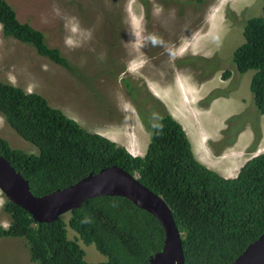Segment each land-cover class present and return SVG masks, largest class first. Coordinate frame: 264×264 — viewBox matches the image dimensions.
Returning <instances> with one entry per match:
<instances>
[{"label": "rangeland", "instance_id": "obj_1", "mask_svg": "<svg viewBox=\"0 0 264 264\" xmlns=\"http://www.w3.org/2000/svg\"><path fill=\"white\" fill-rule=\"evenodd\" d=\"M7 1L20 21L44 32L46 41L68 57L72 68L51 63L32 46L3 36L0 25V79L42 94L87 131L143 155L151 132L130 94L139 96L148 123L156 122L165 110L173 116V104L179 106L181 95L187 103L195 101L187 108H194L190 113L212 127L211 135L218 131V139L208 141L213 153L226 150L240 131L238 146L249 141L245 147L249 158L264 152V113L256 109L250 91L254 70L239 73L232 61L233 51L244 41L245 23L262 15V0H145L146 6L144 0ZM212 21L217 25L213 27ZM123 76L135 90L129 93ZM209 93L214 97L207 100ZM173 117L185 132V127L190 130L186 117L184 124ZM0 136L13 148L37 153L1 116ZM5 199L0 191L3 227L9 223L2 210ZM62 217L67 221L69 213ZM66 228L88 262L107 259L93 243H84ZM0 264H34L22 238L0 237Z\"/></svg>", "mask_w": 264, "mask_h": 264}, {"label": "trees", "instance_id": "obj_2", "mask_svg": "<svg viewBox=\"0 0 264 264\" xmlns=\"http://www.w3.org/2000/svg\"><path fill=\"white\" fill-rule=\"evenodd\" d=\"M0 25L3 36L32 46L51 63L72 68L68 57L46 41L44 32L18 19L7 0H0ZM242 33L244 41L233 51L232 61L239 73L254 70L250 91L256 109L264 113V0L262 15L249 18ZM126 79L121 78L130 93L136 87ZM129 97L151 132L141 156L87 131L42 94L0 79V116L37 148V153H27L0 136V154L28 180L35 195L117 165L135 174L170 207L181 233L185 264H230L264 232V152L246 160L235 177H224L195 157L186 132L170 113L165 110L156 122L148 123L139 96ZM212 97L209 93L206 99ZM2 210L9 223L0 226V237L22 238L34 264H149L163 246L164 231L158 220L122 196L88 198L67 212V221L60 216L52 222H36L7 198ZM67 226L107 259L88 262L79 242L68 238Z\"/></svg>", "mask_w": 264, "mask_h": 264}, {"label": "water", "instance_id": "obj_3", "mask_svg": "<svg viewBox=\"0 0 264 264\" xmlns=\"http://www.w3.org/2000/svg\"><path fill=\"white\" fill-rule=\"evenodd\" d=\"M0 191L36 222H52L79 208L92 197L122 196L154 216L164 231L162 248L149 258V264H185L181 233L163 197L143 185L135 174L117 165L90 172L73 184L43 195L31 192L28 180L0 154ZM230 264H264V232L235 257Z\"/></svg>", "mask_w": 264, "mask_h": 264}, {"label": "crops", "instance_id": "obj_4", "mask_svg": "<svg viewBox=\"0 0 264 264\" xmlns=\"http://www.w3.org/2000/svg\"><path fill=\"white\" fill-rule=\"evenodd\" d=\"M211 25H213L214 27V23L213 21L211 22ZM214 35V32H213ZM155 92V91H154ZM156 94H159L157 92H155ZM183 94V92H182ZM183 98V97H182ZM179 101L180 104L179 106L176 104H173L175 106L173 113V116H175L176 118L178 117L179 121L183 123V119L184 117H186L187 123L186 125H188L190 127V130L194 133H191V131L185 127L186 133L191 141V145H192V151L195 155V157L202 162L203 164H205L206 166L214 169L215 171H217L218 173H220L222 176L224 177H233L230 176V173H234V175L237 174V172L239 171L240 166L249 158L248 157V153L245 151V147L247 146L248 142H243V147L239 148L238 144L242 138L241 135V131L237 134L236 139L234 140V142L230 145H228V148L226 150H222L218 153H213L211 151V149L209 148V146L207 145V142L209 140H214V137L216 139H218L219 137V133L218 131H214V134L211 135L212 132V127H210V125L207 123L206 125L203 124L204 120L202 119L201 121L195 117V115L191 114L190 112H195L193 110L188 109V106H192L195 103V101H190L189 103H187V100L183 101V99H181V95L179 96ZM178 106V108H177ZM207 109H209L207 107ZM180 112H182L183 116H179ZM210 112V111H209ZM264 115V114H262ZM264 118V116H263ZM220 131L222 130L221 127ZM248 130V136H251V132L250 130L247 128ZM213 133V132H212ZM207 134L209 136H207ZM209 139V140H208ZM252 139V138H251ZM250 139V140H251ZM208 140V141H207ZM262 140V139H261ZM241 143V142H240Z\"/></svg>", "mask_w": 264, "mask_h": 264}, {"label": "clouds", "instance_id": "obj_5", "mask_svg": "<svg viewBox=\"0 0 264 264\" xmlns=\"http://www.w3.org/2000/svg\"><path fill=\"white\" fill-rule=\"evenodd\" d=\"M140 36H141V34H140ZM26 91H27V90H26ZM97 133H98V132H97ZM99 134H100V133H99ZM107 138H108V137H107ZM109 139H110V138H109ZM208 140H209V139H208ZM208 140H207V141H208ZM112 141H113V140H112ZM116 143H117V142H116ZM120 145H122V144H120ZM207 145L209 146V143H208V142H207ZM123 146H124L127 150L129 149V148H127L124 144H123ZM128 152H129L130 154L134 155V154L131 153L129 150H128ZM144 153H145V152H144ZM140 156H141V155H140ZM247 160H248V159H247ZM204 165H205V164H204ZM237 173H238V172H237ZM236 175H237V174H236ZM236 175H235V176H236ZM235 176H234V177H235ZM5 198H6V197H5ZM61 216H62V215H61Z\"/></svg>", "mask_w": 264, "mask_h": 264}, {"label": "bare ground", "instance_id": "obj_6", "mask_svg": "<svg viewBox=\"0 0 264 264\" xmlns=\"http://www.w3.org/2000/svg\"><path fill=\"white\" fill-rule=\"evenodd\" d=\"M213 23H214V25L216 26L217 24H216V22L215 21H213ZM155 91V90H154ZM153 92V91H152ZM156 92V91H155ZM154 93V92H153ZM158 93V92H157ZM155 94V93H154ZM157 95V94H156ZM137 135V134H136ZM139 138V137H138ZM147 140V139H146ZM141 142H143V141H141ZM136 144L138 145V143L136 142ZM142 144V143H141ZM141 144H140V146H141ZM135 145V144H134ZM143 146H144V144H143ZM138 147H139V145H138ZM135 148H136V146H135ZM139 150H141V149H139ZM139 150H138V152H139ZM144 150V149H143Z\"/></svg>", "mask_w": 264, "mask_h": 264}, {"label": "flooded vegetation", "instance_id": "obj_7", "mask_svg": "<svg viewBox=\"0 0 264 264\" xmlns=\"http://www.w3.org/2000/svg\"><path fill=\"white\" fill-rule=\"evenodd\" d=\"M128 22H129V18H128ZM131 33H132V31H131ZM144 50V49H143Z\"/></svg>", "mask_w": 264, "mask_h": 264}]
</instances>
